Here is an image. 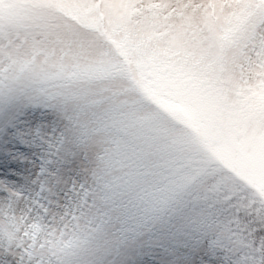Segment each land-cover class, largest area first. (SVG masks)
<instances>
[{
	"label": "rangeland",
	"instance_id": "1",
	"mask_svg": "<svg viewBox=\"0 0 264 264\" xmlns=\"http://www.w3.org/2000/svg\"><path fill=\"white\" fill-rule=\"evenodd\" d=\"M175 191L123 241L115 205ZM235 198L264 227V0H0V264H185L194 229L252 264Z\"/></svg>",
	"mask_w": 264,
	"mask_h": 264
},
{
	"label": "trees",
	"instance_id": "2",
	"mask_svg": "<svg viewBox=\"0 0 264 264\" xmlns=\"http://www.w3.org/2000/svg\"><path fill=\"white\" fill-rule=\"evenodd\" d=\"M81 141H85L84 139ZM171 165H165L163 168L158 171L157 176L154 178L158 179L155 185L158 187L166 186L168 183H174L178 180V174L171 170ZM189 173L188 171L185 174ZM141 174V173H139ZM148 177L144 178V181H148ZM162 180V182H160ZM135 182V181H134ZM119 188H113L115 190ZM181 192H176L174 196L171 195L169 200H166L163 205H158L155 200L156 198L152 199V194L148 192H143L142 195H139L136 199H128L130 200L129 203L126 202H119L117 208H121L122 217H121V229L119 230V236H122L123 241L130 240L135 238L136 234L143 228L149 227L158 217L162 214L165 210V207H170L174 200H177L180 197ZM109 194V193H107ZM116 194V193H115ZM114 194V195H115ZM110 195V194H109ZM124 200V199H122ZM127 200V201H128ZM240 198H235L232 200L230 204H226V206H220L217 209V214L212 217L210 224H220L224 223V228L227 230V227H232L236 233L241 235V237L249 240V242H253L251 247H254V243L258 242L259 240L264 241V227H251V214L246 213L244 208L242 207V203H240ZM241 224V225H240ZM250 225V226H249ZM249 226V229L247 228ZM96 229L92 234L88 237L89 239L95 234ZM211 239L208 240V244L214 245H221L220 241L216 239L213 235H209ZM215 238V239H214ZM214 239V240H212ZM85 243V242H84ZM86 244V243H85ZM263 248V255L257 258V262L252 264H264V245Z\"/></svg>",
	"mask_w": 264,
	"mask_h": 264
},
{
	"label": "snow or ice",
	"instance_id": "3",
	"mask_svg": "<svg viewBox=\"0 0 264 264\" xmlns=\"http://www.w3.org/2000/svg\"><path fill=\"white\" fill-rule=\"evenodd\" d=\"M10 131H12L10 127H5L3 129V132L5 133ZM209 239H211V237L205 231L196 229L192 231L190 239L186 240L184 244L185 249L188 250V253L185 256V264H194V254L198 252L201 247L206 246Z\"/></svg>",
	"mask_w": 264,
	"mask_h": 264
}]
</instances>
